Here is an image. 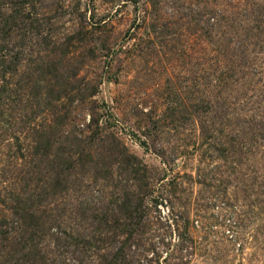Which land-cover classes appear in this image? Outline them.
Instances as JSON below:
<instances>
[{
  "label": "rangeland",
  "instance_id": "rangeland-1",
  "mask_svg": "<svg viewBox=\"0 0 264 264\" xmlns=\"http://www.w3.org/2000/svg\"><path fill=\"white\" fill-rule=\"evenodd\" d=\"M0 264H264V0H0Z\"/></svg>",
  "mask_w": 264,
  "mask_h": 264
}]
</instances>
